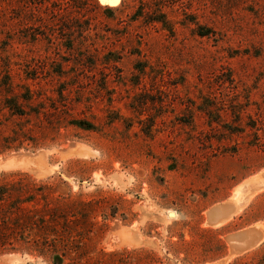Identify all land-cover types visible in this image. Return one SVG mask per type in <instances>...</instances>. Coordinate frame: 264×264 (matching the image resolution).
Segmentation results:
<instances>
[{
	"label": "rangeland",
	"instance_id": "374dc122",
	"mask_svg": "<svg viewBox=\"0 0 264 264\" xmlns=\"http://www.w3.org/2000/svg\"><path fill=\"white\" fill-rule=\"evenodd\" d=\"M261 172L264 0H0V182L63 201L77 264H264V191L207 222ZM24 249L0 264H55Z\"/></svg>",
	"mask_w": 264,
	"mask_h": 264
},
{
	"label": "trees",
	"instance_id": "16d2710c",
	"mask_svg": "<svg viewBox=\"0 0 264 264\" xmlns=\"http://www.w3.org/2000/svg\"><path fill=\"white\" fill-rule=\"evenodd\" d=\"M160 17L162 19H159ZM160 17L149 19V24L165 25L163 15ZM23 100L27 102L29 99L25 97ZM4 105L15 116L27 115L25 111L15 107L17 105L13 99H5ZM67 124L83 126L87 130L93 129L92 125L83 121ZM29 131L23 128L14 132L10 138L4 140V148H18L22 144L18 141L20 139L30 141L26 136ZM15 142H18V145H15ZM23 176L15 181L0 182V253L6 250V246L19 244L20 248H25L27 252H35L39 256H44L46 250L53 256L55 264H63L65 259L72 261L71 264H77L75 262L77 258H70L71 255L76 256L78 253L77 245H73L74 238H82L77 232L78 229H74L77 226L76 222L72 223L74 226L68 227V222L72 221L69 218L72 216L63 215L64 211L57 208L63 201H57V198L55 201H48L44 191H49L50 188L37 186L29 177ZM83 233L88 235L90 230L85 229ZM69 240L72 241L70 245H64L68 244ZM78 256L80 260L81 255Z\"/></svg>",
	"mask_w": 264,
	"mask_h": 264
},
{
	"label": "bare ground",
	"instance_id": "6f19581e",
	"mask_svg": "<svg viewBox=\"0 0 264 264\" xmlns=\"http://www.w3.org/2000/svg\"><path fill=\"white\" fill-rule=\"evenodd\" d=\"M264 191V172L256 175L255 178H249L241 186L236 188L234 196L230 202L213 207L208 212V223L211 225H220L227 222L231 217L236 215L247 204L248 200L255 194ZM175 218V214H168ZM243 239L238 241L228 240V245L232 253L245 252L254 248L260 241L258 236H247L243 234ZM261 237V236H260ZM233 255V254H232ZM223 264V262L215 263ZM225 264V263H224Z\"/></svg>",
	"mask_w": 264,
	"mask_h": 264
},
{
	"label": "water",
	"instance_id": "95a60500",
	"mask_svg": "<svg viewBox=\"0 0 264 264\" xmlns=\"http://www.w3.org/2000/svg\"><path fill=\"white\" fill-rule=\"evenodd\" d=\"M104 1H108V2H113V1H115V0H104ZM243 232H246V231H242V232H239V233H235V234H231V235H229L228 237H227V241L228 240H232V241H238V240H240L241 238H242V236H243ZM257 233V232H256ZM260 233V232H259ZM229 252V251H228ZM227 255H228V253H227Z\"/></svg>",
	"mask_w": 264,
	"mask_h": 264
},
{
	"label": "crops",
	"instance_id": "0c3cea01",
	"mask_svg": "<svg viewBox=\"0 0 264 264\" xmlns=\"http://www.w3.org/2000/svg\"><path fill=\"white\" fill-rule=\"evenodd\" d=\"M222 203H223V202H222ZM253 229H256L257 231H259L257 227L255 228V226L253 227ZM260 233H262V236H263V231H262V230H261ZM262 238H263V237H262Z\"/></svg>",
	"mask_w": 264,
	"mask_h": 264
}]
</instances>
